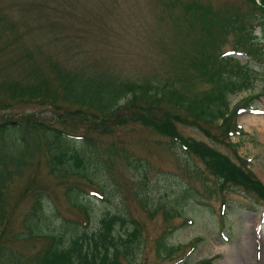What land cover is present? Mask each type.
Instances as JSON below:
<instances>
[{
  "label": "rangeland",
  "instance_id": "374dc122",
  "mask_svg": "<svg viewBox=\"0 0 264 264\" xmlns=\"http://www.w3.org/2000/svg\"><path fill=\"white\" fill-rule=\"evenodd\" d=\"M202 1L213 9L241 13L252 9L245 0ZM172 2L0 0V118L27 114L74 133L82 132L86 124L81 113L61 106L56 81L49 78L52 59L137 82L175 81L181 73L179 59L182 62L183 54L179 48L193 47L199 34L188 30L179 2L171 7ZM253 33L264 43V31L258 28ZM233 39L234 34L228 33L222 50L256 71L250 87L228 97L229 109L243 97H253L251 111L243 108L230 118L244 134L222 136L220 141L209 140L192 126L177 123V128L182 135L216 147L231 160L244 161L264 185V55L253 58L233 50ZM43 75L52 81L49 98L23 102L16 100L15 93L9 94V85L27 84ZM194 83L193 89L206 85ZM167 103L162 108L172 109ZM100 129L105 126L96 127L98 132ZM98 132L93 131V137L105 144L104 150H99L108 161L102 181L111 192L105 194L104 190L103 194L92 184L83 186L90 207L89 225L104 211L126 216L123 227L130 225L129 217L137 220L142 237L133 264H197L205 259L209 264H264V208L259 202L243 196L237 188L218 190L216 180L199 159L190 155L193 161L189 164L187 155L169 144V139L140 123L115 124L112 132ZM110 143L112 150L106 147ZM43 157L42 152H34L27 168L16 172L8 183L4 195L9 221L6 236L19 227L33 187L44 190L59 213L79 216L63 196L61 180L46 171ZM193 164L202 169L203 179L192 172ZM222 202L224 215L220 214ZM166 206L178 213L171 217L163 214ZM162 235L173 246L167 255L155 249V240Z\"/></svg>",
  "mask_w": 264,
  "mask_h": 264
},
{
  "label": "trees",
  "instance_id": "16d2710c",
  "mask_svg": "<svg viewBox=\"0 0 264 264\" xmlns=\"http://www.w3.org/2000/svg\"><path fill=\"white\" fill-rule=\"evenodd\" d=\"M246 1L252 9L241 13L227 8L213 9L202 0H173L170 5L179 2L188 30L199 34L193 47L179 48L183 54L182 62L179 59L181 73L175 81L137 82L117 78L105 70L49 61V78L56 81L61 106L69 112L79 110L75 112L81 113L86 127L74 133L32 115L0 118V264H133L142 237L137 220L129 217L130 225L123 227L126 216L104 211L94 225H89L90 207L83 186L92 184L103 194L104 190H107L105 194L111 192L102 181L108 161L99 150H104L105 144L93 137L92 132H98L97 126H105L98 132L104 135L112 132V125L140 123L169 139V144L187 155L189 164L193 161L191 156L199 159L216 180L214 185L218 190L237 188V192L255 199L264 208V185L244 161L231 160L216 147L182 135L177 128V123L192 126L209 140L220 141L222 136L244 134L241 126L230 118L243 108L251 111L253 97H243L230 109L228 97L250 87L256 71L247 62L226 54L221 47L231 33L234 34L233 50L253 58L264 55V43H259V37L253 33L258 28L264 31V0H258L257 4L255 0ZM44 76L27 84L9 85V94L15 93L16 100L23 102L49 98L53 93L48 87L52 81ZM194 80L206 85L193 89ZM166 103L173 108H162ZM112 144L106 147L112 150ZM36 151L45 156L43 165L48 174L63 183V196L79 216L59 213L50 203L49 195L33 187L19 227L6 236L9 221L5 217L4 195L8 183L16 172L27 168ZM191 170L198 178H204L202 169L196 165ZM220 207V214L224 215L223 202ZM162 211L170 217L178 213L172 206ZM155 246L162 255L173 249L164 235L156 238ZM197 264H209V259Z\"/></svg>",
  "mask_w": 264,
  "mask_h": 264
},
{
  "label": "bare ground",
  "instance_id": "6f19581e",
  "mask_svg": "<svg viewBox=\"0 0 264 264\" xmlns=\"http://www.w3.org/2000/svg\"><path fill=\"white\" fill-rule=\"evenodd\" d=\"M245 122L248 123V122H251V119H245Z\"/></svg>",
  "mask_w": 264,
  "mask_h": 264
}]
</instances>
